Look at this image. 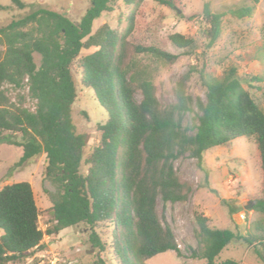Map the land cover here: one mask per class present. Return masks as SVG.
Masks as SVG:
<instances>
[{
    "label": "trees",
    "instance_id": "1",
    "mask_svg": "<svg viewBox=\"0 0 264 264\" xmlns=\"http://www.w3.org/2000/svg\"><path fill=\"white\" fill-rule=\"evenodd\" d=\"M12 1L26 6L23 0ZM116 1L91 0L79 22L40 7L0 26V143L20 147L16 166L44 153V176L57 188L51 207L54 224L46 231L39 225L40 208L30 181L0 189V264L28 258L42 246L45 233L58 234L80 223L91 227L90 242L103 251L108 242L100 234L110 233V248L120 264H147V259L168 250L181 257L176 234L157 208L159 200L166 208L168 203L186 202L192 193V185L180 179L175 161L188 156L201 163L205 151L241 136L256 140L264 192V107L244 87L239 68L229 67L218 77L192 66L177 83L176 101L164 105L157 95L154 62L173 64L179 55L156 43L132 41L134 13L125 31L105 23L93 32L94 21L111 11ZM140 1L124 0L128 5ZM155 1L175 7L180 0ZM254 9L255 4L246 5L232 13L241 18L251 16ZM223 17L209 3L201 14L189 16L208 25L204 30L208 48L221 36ZM261 36L264 42V23ZM169 39L187 54L195 52L193 38L176 32ZM85 49L92 52L81 57ZM253 56L264 69V44ZM193 72H199L205 99L187 89ZM252 79L264 90V71ZM78 82L91 88L108 112L106 122L98 124L99 143L86 157L88 137L73 119ZM5 84L27 88L34 110L24 105L23 96L12 101ZM192 112L197 122L186 126ZM254 209L264 212V196ZM195 216L200 247L191 249V255L207 264H241L235 258L217 261V256L242 235L212 226L204 213ZM251 237V243L263 240Z\"/></svg>",
    "mask_w": 264,
    "mask_h": 264
},
{
    "label": "rangeland",
    "instance_id": "2",
    "mask_svg": "<svg viewBox=\"0 0 264 264\" xmlns=\"http://www.w3.org/2000/svg\"><path fill=\"white\" fill-rule=\"evenodd\" d=\"M24 8L12 0H0V26L13 19L45 7L63 12L74 22H79L91 4V0H23ZM205 3L213 12L223 13L222 33L213 48H208L204 33L208 25L198 19L190 20L192 14H201ZM255 4L251 16L236 17L232 11L239 7ZM134 13L135 30L130 39L143 44L156 43L168 51L179 55L173 64L155 63V83L160 101L166 105L176 101L175 88L192 66L204 67L213 76H223L232 66L239 68L242 83L251 95L264 107V90L261 84L253 81V75L263 73V66L254 60L255 50L263 46L261 29L264 23V0H180L175 7L161 4L155 0H141L128 5L117 0L111 11L104 12L93 24V32L102 24L125 31L129 17ZM180 32L196 41L195 52H185L169 39L173 33ZM4 49V47H3ZM92 52L85 49L81 57ZM37 63L40 57L36 54ZM148 61L147 59L145 60ZM76 79H80L75 71ZM188 91L195 97L206 98L205 88L199 72H193L186 80ZM7 94L14 102L22 100L31 110L35 101L27 93V88H16L5 84ZM141 98V94H137ZM73 119L77 129L85 133L88 141L85 157L98 145L100 131L98 124L106 122L108 112L97 100L94 91L78 82V96L72 105ZM197 122L196 113L187 115L185 125L193 127ZM19 146L0 143V189L9 183L30 181L33 185L37 204L40 208L39 225L46 231L54 224L51 207L56 185L45 178L46 156L37 155L21 166L15 163L21 156ZM181 180L192 185V193L186 202L168 203L163 207L157 203L159 214L164 216L177 237L183 255L173 250L159 253L146 260L147 264H207L205 259L194 258L191 249H199L195 236L197 221L195 214L204 213L212 219L216 228H230L242 235L233 239L217 256V261L235 258L241 264H264V212L255 210L257 200L264 196L261 157L254 137L241 136L227 144L214 146L203 154L201 163L196 158L181 157L175 161ZM87 165L82 164L85 173ZM251 205L247 208V205ZM91 227L85 223L64 228L58 234L45 233L42 246L35 248L32 255L23 260L8 264H52L55 255L60 264H120L112 254L110 233L101 232L108 248L101 250L90 242ZM262 236L263 240L251 243V235Z\"/></svg>",
    "mask_w": 264,
    "mask_h": 264
},
{
    "label": "built area",
    "instance_id": "3",
    "mask_svg": "<svg viewBox=\"0 0 264 264\" xmlns=\"http://www.w3.org/2000/svg\"><path fill=\"white\" fill-rule=\"evenodd\" d=\"M50 262H52V264H60L61 259L58 257V255H55L54 258L50 260Z\"/></svg>",
    "mask_w": 264,
    "mask_h": 264
},
{
    "label": "water",
    "instance_id": "4",
    "mask_svg": "<svg viewBox=\"0 0 264 264\" xmlns=\"http://www.w3.org/2000/svg\"><path fill=\"white\" fill-rule=\"evenodd\" d=\"M251 207V205L249 204V205H247V208H250Z\"/></svg>",
    "mask_w": 264,
    "mask_h": 264
}]
</instances>
